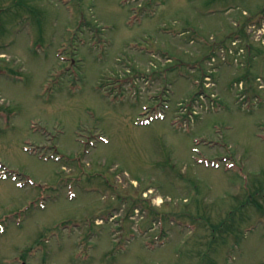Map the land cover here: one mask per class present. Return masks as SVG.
Listing matches in <instances>:
<instances>
[{"label": "rangeland", "instance_id": "1", "mask_svg": "<svg viewBox=\"0 0 264 264\" xmlns=\"http://www.w3.org/2000/svg\"><path fill=\"white\" fill-rule=\"evenodd\" d=\"M223 3L0 0V264H264L263 26L194 101Z\"/></svg>", "mask_w": 264, "mask_h": 264}, {"label": "flooded vegetation", "instance_id": "2", "mask_svg": "<svg viewBox=\"0 0 264 264\" xmlns=\"http://www.w3.org/2000/svg\"><path fill=\"white\" fill-rule=\"evenodd\" d=\"M223 3L226 12L238 11L237 15L246 21L264 20V0H233ZM240 1V3H239ZM240 11V12H239ZM253 11V12H252Z\"/></svg>", "mask_w": 264, "mask_h": 264}]
</instances>
